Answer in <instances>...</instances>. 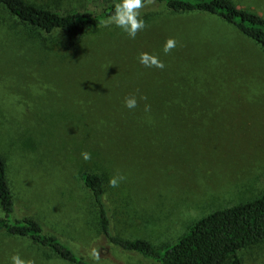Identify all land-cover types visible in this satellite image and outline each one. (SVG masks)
<instances>
[{"label": "rangeland", "instance_id": "1", "mask_svg": "<svg viewBox=\"0 0 264 264\" xmlns=\"http://www.w3.org/2000/svg\"><path fill=\"white\" fill-rule=\"evenodd\" d=\"M26 1L90 14L117 2ZM232 1L264 16V0ZM139 11L146 27L135 39L103 24L69 48L63 31L44 33L0 6V156L15 216L37 220L91 264L155 263L105 238L83 172L104 179L112 233L156 248L209 213L264 193V52L217 17L152 1ZM169 38L177 43L165 54ZM143 52L164 68L140 64ZM133 96L130 110L124 101ZM13 255L69 264L0 233V264ZM238 255L264 264V241Z\"/></svg>", "mask_w": 264, "mask_h": 264}, {"label": "trees", "instance_id": "2", "mask_svg": "<svg viewBox=\"0 0 264 264\" xmlns=\"http://www.w3.org/2000/svg\"><path fill=\"white\" fill-rule=\"evenodd\" d=\"M149 1L161 4L172 13L217 17L264 52V16L239 7L232 0H146ZM119 2L106 6L98 14L62 12L38 7L26 0H0V6L19 21L44 33L63 31L67 46L73 48L84 34L103 25ZM80 181L93 198L105 238L118 249L138 254L155 264H244L239 251L264 241V193L248 202L209 213L191 224L174 244L156 248L145 240H125L112 233L109 210L104 202V179L100 174L83 172ZM0 209V233L28 239L69 264H91L77 257L56 235L44 234L37 220L15 216L14 198L1 156Z\"/></svg>", "mask_w": 264, "mask_h": 264}, {"label": "clouds", "instance_id": "3", "mask_svg": "<svg viewBox=\"0 0 264 264\" xmlns=\"http://www.w3.org/2000/svg\"><path fill=\"white\" fill-rule=\"evenodd\" d=\"M146 0H120V2L115 6V11L111 14L105 21V26L115 25L117 28L121 29L122 32L126 33L131 39H135L137 33L145 29V21L140 17V9L144 7ZM176 40L169 38L164 46L163 51L165 54L169 53L172 49L176 47ZM139 63L147 68L156 67L159 69L164 68V64L155 55L149 54L147 52L140 53ZM146 99V98H143ZM124 105L128 109H135L137 107V99L133 97L125 98ZM150 106L145 105V111L149 110ZM85 161L91 159V155L87 152L81 153ZM119 179H123L120 177ZM111 187L118 186V180L113 178L109 181ZM11 264H34V262H27L19 255H13L11 258Z\"/></svg>", "mask_w": 264, "mask_h": 264}]
</instances>
